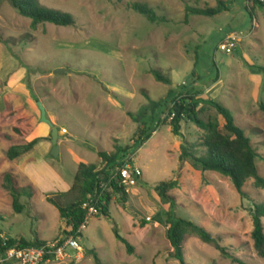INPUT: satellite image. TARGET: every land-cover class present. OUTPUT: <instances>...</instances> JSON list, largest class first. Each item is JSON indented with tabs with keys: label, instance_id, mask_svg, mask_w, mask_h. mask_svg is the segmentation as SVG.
I'll use <instances>...</instances> for the list:
<instances>
[{
	"label": "rangeland",
	"instance_id": "1",
	"mask_svg": "<svg viewBox=\"0 0 264 264\" xmlns=\"http://www.w3.org/2000/svg\"><path fill=\"white\" fill-rule=\"evenodd\" d=\"M217 1L39 0L45 8L72 15L75 25L44 24L32 29L30 19L21 16L9 0H0V229L7 238L66 237L58 210L43 192L28 189V182L15 169L16 160L7 157L11 147L34 139L51 144L52 130L41 122L38 103L42 102L59 131L57 145L62 150L58 157L50 152L45 164L52 170L48 172L52 180L51 172L58 174L56 184L41 171L45 185L51 182L50 194L60 191L62 175L74 181L78 166L67 148L75 152L76 164L98 168L103 166L98 152L129 148L142 171L135 186L125 187V202L113 195V224L103 217L90 219L78 239L80 258L70 251V258L47 264H96L94 254L102 264H180L172 257L167 238L169 205L155 192L157 185L169 181L177 182L170 192L176 198V217L204 227L225 253L244 264H264L251 236V209L255 203L264 204V190L255 188L251 179L245 183L243 197L229 178L197 171L189 164L181 166V144L199 143L206 134L195 123L182 122L181 136H175L169 124L162 125L138 149L135 144L143 125L128 116L150 100H165L170 90L191 91L230 109L236 124L252 138V133L256 135L253 143L264 159V114L259 108L264 103V9L255 7L253 0H224L228 11L220 16L188 15L187 24L183 23L186 6L216 7ZM135 3L145 4L168 22L151 23L130 8ZM228 40L235 43L229 54L224 48ZM58 70L63 73L56 74ZM152 70H160L171 85L158 83ZM170 108L169 101L158 111L155 126L168 119ZM199 110L202 121L224 126L215 109L200 105ZM202 153L200 147L198 155ZM39 155V149L34 151V156ZM262 159L258 169L264 177ZM7 175L20 191L19 203L25 206L20 214L4 187ZM115 230L131 244L132 255L117 241ZM184 250L186 264H233L194 235H187Z\"/></svg>",
	"mask_w": 264,
	"mask_h": 264
},
{
	"label": "trees",
	"instance_id": "2",
	"mask_svg": "<svg viewBox=\"0 0 264 264\" xmlns=\"http://www.w3.org/2000/svg\"><path fill=\"white\" fill-rule=\"evenodd\" d=\"M12 7L23 17L31 20V28L36 29L39 25L53 24L58 27H71L75 21L69 13L43 7L39 0H9ZM255 7L264 9V2L253 0ZM130 8L145 16L151 23H167L166 18L156 16L153 9L145 4L135 3ZM228 11L227 2L218 0L216 7L193 8L186 6L184 24H187L188 15H199L207 18H214ZM152 75L158 83L171 85L172 81L166 77L160 70H152ZM199 94L188 91L185 93H175L170 90L165 100L149 101L142 107L137 114L128 113L130 119L142 124L143 128L139 130L136 148H140L147 142L162 125L169 124L171 131L175 136H181V124L185 120L195 123L200 129L206 132L201 142H186L180 146L179 161L181 166L189 164L193 169L200 172H214L231 180L235 190L243 197L246 194L243 190L248 180H254V186L257 189L264 190V177L260 176L258 169V160L262 159L259 152L255 149L253 140L256 137L254 133L249 136L244 129L236 124L234 115L224 105L214 100H205L199 98ZM146 98L149 99L148 96ZM171 102L168 119L157 122L156 126L154 117L158 111ZM200 105L208 106L216 110L225 122L220 127L218 122H204L200 117ZM259 108L264 114V103H260ZM150 119L148 125L147 120ZM43 139H34L33 141L20 146H13L8 150L7 157L10 161L30 153L33 148ZM203 148V153L198 155L199 148ZM129 148H116L114 152H98V156L103 164L98 168L96 165L79 164L74 176V182L70 190L66 193L45 194V200L53 205L59 212L60 219L67 230L64 231L66 236L75 235L84 223L87 210L84 204L89 201V196H100L97 200L96 208L99 211L98 217L105 218L113 224V217L110 213V205L114 194L120 195L123 202L127 199L125 186L119 181L116 175L117 167L122 166L123 154ZM264 160V159H262ZM6 185L4 187L12 194L13 209L17 214L24 211L25 206L19 203L20 191L13 188L11 176H6ZM103 185L105 186L102 189ZM177 188L176 181L161 182L155 187V192L161 202L169 205L170 211L167 212V238L173 248L172 257L179 261L180 264H186L184 253V241L187 235H194L202 242L215 246V248L225 255L233 264H244L241 260L225 253L220 246L219 241L214 238L204 227L197 225L193 221L176 217L173 210L176 207V198L170 194ZM28 189H32L29 187ZM25 192V190H22ZM34 192V189H32ZM31 197V196H30ZM95 203V202H94ZM253 221L252 240L253 247L258 257L264 259V204L255 203L251 209ZM80 236H82L80 234ZM117 241L123 243L127 253L132 255L134 249L131 244L120 236L115 230ZM0 232V255L12 248L36 247L45 244L47 241L38 238L32 241L24 239L3 240ZM96 264H102L96 254H94Z\"/></svg>",
	"mask_w": 264,
	"mask_h": 264
},
{
	"label": "built area",
	"instance_id": "3",
	"mask_svg": "<svg viewBox=\"0 0 264 264\" xmlns=\"http://www.w3.org/2000/svg\"><path fill=\"white\" fill-rule=\"evenodd\" d=\"M224 48L225 52L229 54L235 49V43L228 40ZM134 155L133 150H128L121 160L122 166L116 169V175L119 176V181L125 187L135 186L136 181L142 177L141 169L134 163ZM104 188L103 185L102 189ZM99 198L100 196H89V201L84 204V209L87 210L85 221L75 235L47 241L41 246L12 248L0 255V264H47L52 261L70 258V251L76 252V257L80 258L82 252L79 244L80 237H82L80 234L82 235L90 219L99 216V211L96 208ZM3 240H6V238Z\"/></svg>",
	"mask_w": 264,
	"mask_h": 264
},
{
	"label": "crops",
	"instance_id": "4",
	"mask_svg": "<svg viewBox=\"0 0 264 264\" xmlns=\"http://www.w3.org/2000/svg\"><path fill=\"white\" fill-rule=\"evenodd\" d=\"M37 149L40 150V155L34 156V151H36ZM51 151H52L51 144L46 142V141H42L39 144H37L30 153L18 158L16 160V163L14 164L15 169H17V171H19L20 174H22L21 176L24 178V181L28 182L27 183L28 187H31L32 189H34V191L36 193H37V191L43 192L44 197H45V194H50L49 191H51V188H49L48 186L50 185L51 182H53L52 184H54V182L56 184V181H57L56 177H58V174H56L55 172L53 174V172H51V175H53V180H54L53 181L50 178V175L48 174V172H50L52 170L50 168H48L47 165H45L47 163V157L50 155ZM61 151L62 150L60 148V154H61ZM66 152H67V154L72 156V158L74 160V164L76 166H78L80 163H78V164L75 163V157H77L75 152L73 150H71L70 148H67ZM41 169H43V170H41ZM41 171L45 172L44 175L51 181L48 185H45V183L42 181V178L40 177L42 175ZM74 176H75V174H74ZM42 177H44V176H42ZM73 182L72 181L71 182L66 181L65 177L62 175V181L58 182L59 186H61V189L58 193L68 192L70 190ZM52 188H56V187H52ZM0 232H1L2 238H7L6 234L1 229H0Z\"/></svg>",
	"mask_w": 264,
	"mask_h": 264
},
{
	"label": "water",
	"instance_id": "5",
	"mask_svg": "<svg viewBox=\"0 0 264 264\" xmlns=\"http://www.w3.org/2000/svg\"><path fill=\"white\" fill-rule=\"evenodd\" d=\"M56 74H62V71H56ZM38 106L40 108L41 111V122L46 123L50 126L52 132H51V144L53 146V149L51 151V156L53 157H58L59 152H60V148L57 145L58 139L59 137V131L58 129L54 126V124L47 118V112L46 109L44 107V105L42 104V102L38 103Z\"/></svg>",
	"mask_w": 264,
	"mask_h": 264
}]
</instances>
